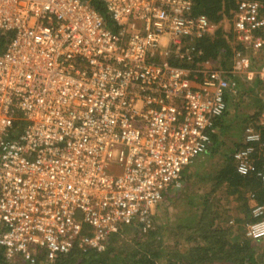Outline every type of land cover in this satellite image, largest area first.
<instances>
[{"label":"built area","instance_id":"obj_1","mask_svg":"<svg viewBox=\"0 0 264 264\" xmlns=\"http://www.w3.org/2000/svg\"><path fill=\"white\" fill-rule=\"evenodd\" d=\"M96 1L112 27L89 0H0V34L11 33L0 53V248L9 261L35 264L40 254L53 264L76 247L102 251L123 229L152 231L164 194L210 152L236 91L235 72L198 62L197 43L214 26L192 0ZM232 32L259 51L264 3L239 2ZM245 75L264 85V66ZM262 154L264 133L245 126L237 174L248 176ZM256 176L264 185V163ZM250 199L246 236L257 239L264 204Z\"/></svg>","mask_w":264,"mask_h":264},{"label":"rangeland","instance_id":"obj_2","mask_svg":"<svg viewBox=\"0 0 264 264\" xmlns=\"http://www.w3.org/2000/svg\"><path fill=\"white\" fill-rule=\"evenodd\" d=\"M230 25L231 20L227 18L222 23L227 32H229ZM230 42L233 47H237L235 41ZM250 54L247 51L248 58H250ZM251 55H253L251 58L255 66L260 65L264 59V54ZM250 65L246 67L238 65L236 58L231 63L232 69L229 70L235 72L232 78L237 86L235 93L228 95V108L222 118V126L215 130L217 138L212 149L214 152L210 155V151L198 157L199 159L185 170L182 179L183 185L180 189L164 194L153 214L154 237L149 238L140 236V233L128 232L119 241L122 250L132 252L141 248L136 247L138 245L143 247L146 244L154 243L164 252L179 248L181 251L177 253H188L203 242L202 235L196 234V227L200 220L207 215L220 218L216 219L215 225L211 228L212 231L221 225L220 228L225 227L228 228L227 230L234 231L231 234L232 241H252L255 243L257 251L263 247L264 236L257 239H249L246 236L247 227L253 222L250 215L254 202L250 199V195L255 191L246 188L242 190L243 195L239 198L238 195H232L233 190H229L218 178L227 161L234 165L232 155L243 143L245 126L250 124L260 128L264 125V107L259 105V96L264 86L258 85L256 81L247 80L245 72ZM202 68L206 71L222 69L221 61L205 63ZM260 111V116L252 122L253 116ZM262 158L264 159V157ZM222 214L225 217H221ZM221 218L225 219L224 223H222L224 219ZM189 234L196 236V239L182 240ZM99 252H103V250Z\"/></svg>","mask_w":264,"mask_h":264},{"label":"trees","instance_id":"obj_3","mask_svg":"<svg viewBox=\"0 0 264 264\" xmlns=\"http://www.w3.org/2000/svg\"><path fill=\"white\" fill-rule=\"evenodd\" d=\"M192 1L194 4V14L205 15L215 28L213 34L207 35L197 43V48L203 51L202 57L198 60L200 64L203 65L211 61L214 62L220 60L222 70H229L232 69L230 66L232 61H234L236 53H241L248 59L249 64H251L248 68L249 70H257L264 66V59L261 61L260 65L255 66L251 58V56L253 57L251 54H254V56L264 54V45L256 52L252 49H247L244 45L236 41L232 32L234 13L238 10L239 2L243 0ZM258 1L264 3V0ZM89 2L95 10L105 17L107 25L112 27L113 23L108 18L104 5L96 0H89ZM226 18L231 20L229 32L225 31L222 26V23ZM10 35L11 33L0 34V53L4 50L6 42L10 39ZM230 41H235L237 47H233ZM247 51L248 54L251 53L250 58L247 57ZM172 64L180 66L177 63ZM256 83L262 85L259 80H257ZM260 113L261 111L257 113V115H254L251 121H256L257 117L260 116ZM225 114L215 121V130L222 126V118ZM258 129L264 133V126H261ZM212 138L214 144L210 150V155L214 152L212 149L214 148L217 135L214 133ZM262 157H264L263 154L254 159L251 172L246 177L238 175L235 169V164L233 165L230 161H227L219 173L218 178L220 179V182H222L229 190H233L232 195H238L239 198L243 195L242 190L250 188L255 191L253 193L256 195V202L264 204V194L261 195L264 193V187L260 179L256 176V172L264 163ZM220 216L225 217L223 214ZM250 217L252 216L250 215ZM216 219L220 218L207 215L200 220L196 227V234L200 233L202 235L203 242L185 254L177 253L178 251H181L179 248L173 251L164 252L163 249H160L159 246H156L154 243L146 244L143 247L138 245L136 247H141L140 249L133 250L132 252H125L120 248L119 241H121L122 237L127 235L128 232H135L136 234L140 233V236L149 238H153L155 235L154 230L147 234H142L141 232H138L136 228L129 227L123 229L120 234L110 236L103 252H96L93 250L83 251L76 247L68 254L59 256L53 264H264V245L262 248L258 249L259 251H257L255 243L252 241H232L231 234H233L234 231H232V229L227 230L228 228L225 227L220 228L221 225H219V228L212 231L211 228L215 225ZM224 222L225 219L222 223ZM192 234L194 233L192 232ZM192 234L186 235L182 240L185 239L191 241L196 239V236H193ZM42 263L43 258L39 254L35 264ZM0 264L28 263L20 258H15L9 261L4 255V250L0 248Z\"/></svg>","mask_w":264,"mask_h":264},{"label":"crops","instance_id":"obj_4","mask_svg":"<svg viewBox=\"0 0 264 264\" xmlns=\"http://www.w3.org/2000/svg\"><path fill=\"white\" fill-rule=\"evenodd\" d=\"M197 159H199V158H197ZM197 159H196V160H197ZM196 160H195V161H196ZM182 179H183V178H182ZM182 185H183V181H182ZM172 191H173V190H172ZM168 192H171V191H168ZM168 192H167V193H168Z\"/></svg>","mask_w":264,"mask_h":264}]
</instances>
